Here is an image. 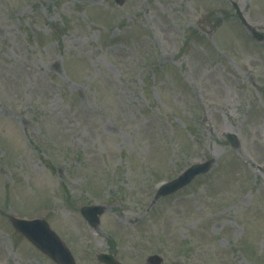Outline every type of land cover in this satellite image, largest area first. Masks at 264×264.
<instances>
[{"label":"rangeland","instance_id":"1","mask_svg":"<svg viewBox=\"0 0 264 264\" xmlns=\"http://www.w3.org/2000/svg\"><path fill=\"white\" fill-rule=\"evenodd\" d=\"M10 216L77 264H264V0H0V264H57Z\"/></svg>","mask_w":264,"mask_h":264},{"label":"water","instance_id":"2","mask_svg":"<svg viewBox=\"0 0 264 264\" xmlns=\"http://www.w3.org/2000/svg\"><path fill=\"white\" fill-rule=\"evenodd\" d=\"M122 3L123 0H117ZM232 142H237L236 136L233 134L228 135ZM213 160L207 161L203 164L194 165L183 172L178 178L171 183L165 185L159 192L158 196L172 193L180 187L188 184L197 174L206 172ZM102 211V207H84L82 212L84 216L93 224L97 223L99 218L98 214ZM14 226L25 234L38 248L47 253L53 260L59 264H76L69 249L59 239L55 232L50 228L48 223L42 219H20L11 218ZM99 258L108 263H115L114 258L106 254H100ZM150 261L153 264H159L161 259L158 256H152Z\"/></svg>","mask_w":264,"mask_h":264}]
</instances>
